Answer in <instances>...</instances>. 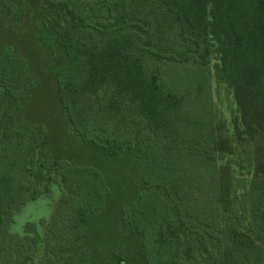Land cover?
<instances>
[{
  "label": "trees",
  "instance_id": "16d2710c",
  "mask_svg": "<svg viewBox=\"0 0 264 264\" xmlns=\"http://www.w3.org/2000/svg\"><path fill=\"white\" fill-rule=\"evenodd\" d=\"M34 3V0H27ZM59 111L134 186L49 148L30 61L0 46V264H264V0H38ZM26 6L0 0L18 24ZM230 118L217 110L222 88ZM58 194L33 232L15 215ZM121 201L137 242L104 249L92 218ZM123 201V202H122Z\"/></svg>",
  "mask_w": 264,
  "mask_h": 264
},
{
  "label": "rangeland",
  "instance_id": "374dc122",
  "mask_svg": "<svg viewBox=\"0 0 264 264\" xmlns=\"http://www.w3.org/2000/svg\"><path fill=\"white\" fill-rule=\"evenodd\" d=\"M26 6L24 18L16 25L8 24L0 14V46L13 43L20 53L28 58L33 73L38 78L39 89L28 104V111L34 122L46 127L49 136V148L57 155L81 164H95L102 168L114 181L122 182L127 186L124 200L129 199L135 189L123 171L120 163L113 159L92 154L70 131L61 115L55 95V85L49 66L51 56L40 49L37 42V24L39 21L38 0L27 5V0H11ZM217 110L224 118H230V96L223 87L219 96L215 92ZM58 194L53 190L51 198L40 197L26 203L15 215L12 232L21 234L25 231L33 232L40 220L50 217L56 206ZM122 201V202H123ZM120 200L106 207L96 217L92 218L96 240L104 249H111L118 244H125L136 254L137 242L134 238L124 235L119 228L118 210Z\"/></svg>",
  "mask_w": 264,
  "mask_h": 264
}]
</instances>
